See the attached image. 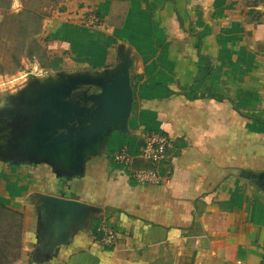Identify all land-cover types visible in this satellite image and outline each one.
Listing matches in <instances>:
<instances>
[{"label": "crops", "instance_id": "crops-1", "mask_svg": "<svg viewBox=\"0 0 264 264\" xmlns=\"http://www.w3.org/2000/svg\"><path fill=\"white\" fill-rule=\"evenodd\" d=\"M240 4L64 0L46 19L35 78L21 91L41 77L99 76L129 56L133 109L128 132L88 149L78 175L65 154L54 163L0 147V205L23 216L11 264H261L264 12L254 21ZM150 132L172 142L161 184L133 177L151 167L140 156ZM122 149L130 163L115 160ZM41 194L85 202L96 219L56 236ZM97 222L116 231V246Z\"/></svg>", "mask_w": 264, "mask_h": 264}, {"label": "water", "instance_id": "water-1", "mask_svg": "<svg viewBox=\"0 0 264 264\" xmlns=\"http://www.w3.org/2000/svg\"><path fill=\"white\" fill-rule=\"evenodd\" d=\"M130 67L129 56H124L115 70L107 69L99 76H63L35 92L36 115L25 141L31 150H23L32 158L54 163L65 154L72 172L80 174L88 149L114 131L128 132L133 109ZM39 197L54 215L56 236L76 222L96 219L90 214L92 206L80 200L51 194Z\"/></svg>", "mask_w": 264, "mask_h": 264}, {"label": "rangeland", "instance_id": "rangeland-1", "mask_svg": "<svg viewBox=\"0 0 264 264\" xmlns=\"http://www.w3.org/2000/svg\"><path fill=\"white\" fill-rule=\"evenodd\" d=\"M63 1L0 0V74L18 76L28 73L19 79L15 88H8L6 93L0 94V147L6 149V155L13 150H31L25 146V141L32 132L31 122L36 115L34 93L46 88V79L53 80V77H41L42 84L33 81L29 91H21V87L28 79L35 78L30 71L34 70L33 57L39 49V41L43 42L46 33L45 21L53 16ZM238 1L252 20L258 21L263 16L264 0ZM60 74L56 72L53 75L59 79L62 77ZM14 89L17 90L12 94L16 96L8 95L7 91ZM27 97L30 99L27 100ZM20 223L19 215L0 213V264H11L20 255Z\"/></svg>", "mask_w": 264, "mask_h": 264}, {"label": "built area", "instance_id": "built-area-1", "mask_svg": "<svg viewBox=\"0 0 264 264\" xmlns=\"http://www.w3.org/2000/svg\"><path fill=\"white\" fill-rule=\"evenodd\" d=\"M98 22L94 16L91 18V24L96 25ZM28 73L18 76L0 74V94L8 88H15L19 79L26 77ZM172 148L170 138L161 132H150L145 134L144 142L141 146L140 156L151 164V167L140 168L133 172L134 179L140 184H161L165 181L163 165L168 157V153ZM116 161L130 163L132 156L127 149H122L114 154ZM98 231L102 234L101 239L108 246H116L118 243V235L115 230L101 225ZM261 264H264V259Z\"/></svg>", "mask_w": 264, "mask_h": 264}, {"label": "trees", "instance_id": "trees-1", "mask_svg": "<svg viewBox=\"0 0 264 264\" xmlns=\"http://www.w3.org/2000/svg\"><path fill=\"white\" fill-rule=\"evenodd\" d=\"M172 1H174V0H172ZM43 51V49H42V47H41V45H40V43H39V49H38V51L36 52V54H34V56H36V55H39V54H41V52ZM40 52V53H39ZM0 213L1 214H4V215H8V214H10V215H19L20 216V218H21V223H20V229L22 230V224H23V216H22V214H19V213H17V212H15V211H12V210H10V209H8V208H6V207H3V206H1L0 205ZM99 225V223L97 222V223H95V225H94V231L95 232H98V228H97V226ZM100 235H99V237H101L102 236V234L101 233H99ZM20 256V255H19Z\"/></svg>", "mask_w": 264, "mask_h": 264}]
</instances>
